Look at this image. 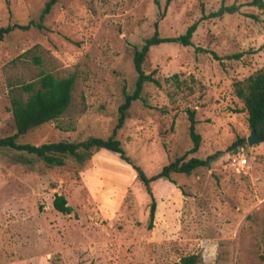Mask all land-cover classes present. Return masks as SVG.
<instances>
[{
  "label": "rangeland",
  "instance_id": "374dc122",
  "mask_svg": "<svg viewBox=\"0 0 264 264\" xmlns=\"http://www.w3.org/2000/svg\"><path fill=\"white\" fill-rule=\"evenodd\" d=\"M46 1L0 0V27L29 25L0 41V137L15 132L11 91L43 72L75 75L71 103L20 141L110 136L123 87L134 88L133 48L153 34L155 21L163 37L196 23L191 44L150 47L143 69L157 83L144 84L115 137L147 176L184 154L216 156L190 174L151 182L157 205L149 228L150 196L117 153L101 149L83 163L67 156L64 165L47 166L0 147V264H171L190 253L199 254L197 264H264V140L247 144L251 128L234 91L264 67V6L57 0L41 19ZM188 110L201 136L195 152ZM238 138L246 141L242 167L229 150ZM55 194L65 196L69 214L53 207Z\"/></svg>",
  "mask_w": 264,
  "mask_h": 264
},
{
  "label": "trees",
  "instance_id": "16d2710c",
  "mask_svg": "<svg viewBox=\"0 0 264 264\" xmlns=\"http://www.w3.org/2000/svg\"><path fill=\"white\" fill-rule=\"evenodd\" d=\"M57 0H47L40 13L42 19L49 13L51 7ZM169 3L167 0L166 5ZM252 4L263 7L262 0H252ZM234 8H221L215 15L222 14L223 11L233 10ZM29 25H6L0 27V41L5 35L12 32L15 28L26 29ZM153 34L146 38L141 46L133 48V66L136 71V79L134 88L128 92L123 87V102L118 107L117 122L113 128L112 134L106 138L99 136H90L79 141H48L40 144L30 142H22L19 138L34 128L42 124L57 119L70 105L72 98V89L75 82V75L69 74L65 77H57L50 72L41 73L37 79L24 83L17 90L11 91L10 111L14 121L15 132L11 135L0 137V147H9L15 150L25 151L33 154L36 158L43 161L47 166H62L67 156L72 157L79 163L85 162L94 152L106 149L117 153L121 159L132 164L137 173V178L144 185L150 196L148 227L153 226L156 199L152 193L151 182L160 178L170 180L171 173L190 174L194 169L203 166H209L216 154L209 155L205 158L192 156L185 160L186 155L176 157L161 169L147 176L143 169L131 162L122 147L121 141L115 137L116 132L120 129L127 116L131 103L141 96L143 86L147 82L157 83L153 77V73H147L143 69V62L151 46L163 42H177L183 45L191 44V37L196 28V23L189 25L183 34L173 37H163L158 32V21L154 23ZM202 50V49H201ZM212 54H214L211 51ZM214 57L218 58L215 54ZM235 94L242 100L244 110L247 113L249 127L256 133L264 136V67L258 69L255 73L249 75L243 81H238L234 85ZM24 95H26L24 97ZM188 132L193 141V146L189 152H195L201 140V136L195 130L196 119L194 110H188ZM245 138H238L229 146V150L233 151L239 146L245 144ZM173 182V181H172ZM174 183V182H173ZM53 207L63 213L69 214L72 207L68 204L66 198L62 194H55ZM200 259L198 253H190L180 257L178 261L171 264H197Z\"/></svg>",
  "mask_w": 264,
  "mask_h": 264
},
{
  "label": "built area",
  "instance_id": "2783aa9c",
  "mask_svg": "<svg viewBox=\"0 0 264 264\" xmlns=\"http://www.w3.org/2000/svg\"><path fill=\"white\" fill-rule=\"evenodd\" d=\"M232 162H235L238 166L242 167L246 163V157L244 154V147L239 146L232 151Z\"/></svg>",
  "mask_w": 264,
  "mask_h": 264
},
{
  "label": "water",
  "instance_id": "95a60500",
  "mask_svg": "<svg viewBox=\"0 0 264 264\" xmlns=\"http://www.w3.org/2000/svg\"><path fill=\"white\" fill-rule=\"evenodd\" d=\"M246 140L248 145H252L264 140V136L256 133L255 130L252 128Z\"/></svg>",
  "mask_w": 264,
  "mask_h": 264
}]
</instances>
